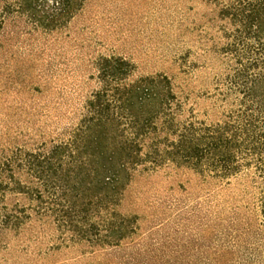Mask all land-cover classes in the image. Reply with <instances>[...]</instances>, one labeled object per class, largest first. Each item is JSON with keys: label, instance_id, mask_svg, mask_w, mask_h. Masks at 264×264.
<instances>
[{"label": "trees", "instance_id": "obj_1", "mask_svg": "<svg viewBox=\"0 0 264 264\" xmlns=\"http://www.w3.org/2000/svg\"><path fill=\"white\" fill-rule=\"evenodd\" d=\"M213 2L225 41L214 49L219 118L185 117L167 76H137L128 60L99 57L75 124L33 148L0 145V243L35 228L60 246L119 250L137 233L120 209L132 180L172 166L213 188L195 198V262L187 264H264V0ZM0 3V30L22 22L43 54L82 9V0ZM238 178L246 188L222 198Z\"/></svg>", "mask_w": 264, "mask_h": 264}, {"label": "rangeland", "instance_id": "obj_2", "mask_svg": "<svg viewBox=\"0 0 264 264\" xmlns=\"http://www.w3.org/2000/svg\"><path fill=\"white\" fill-rule=\"evenodd\" d=\"M217 12L213 0H82L67 29L44 42V54L34 33L25 35L22 22L9 20L0 30V145L33 148L75 124L94 88L93 63L101 56L128 60L137 76H167L184 102L185 117L216 121L212 94L222 62L214 49L225 44L218 39ZM245 185L238 178L220 195L239 194ZM202 189L213 191L186 169L138 174L120 208L137 226L123 248L60 246L28 228L0 243V264L193 262L195 198Z\"/></svg>", "mask_w": 264, "mask_h": 264}]
</instances>
